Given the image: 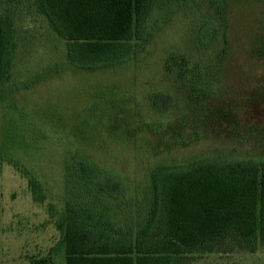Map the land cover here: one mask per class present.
Wrapping results in <instances>:
<instances>
[{
	"label": "rangeland",
	"instance_id": "374dc122",
	"mask_svg": "<svg viewBox=\"0 0 264 264\" xmlns=\"http://www.w3.org/2000/svg\"><path fill=\"white\" fill-rule=\"evenodd\" d=\"M210 1L170 0L151 14L143 40L127 60L109 68L82 70L67 63L64 43L33 11L31 0H0V12L13 18L17 44L10 92L0 102V264H64L57 226L67 203L100 214L110 207L116 220L134 227L147 213L146 174L152 167L181 165L201 157L264 158V139L256 141L250 135H199L186 149L166 152L160 144L156 154L150 153V137L109 136L117 119L109 122L108 104L99 98L109 102L115 96L120 106L128 99L126 108L135 102L136 122L162 123L178 110L176 102L172 107L168 99L163 58L172 49L183 53L199 47L198 18L204 22L209 13L218 17V8ZM218 2L227 44L216 90L229 94L236 109L242 103L253 104L264 114V0ZM172 7L180 11L174 18ZM209 43L210 39L205 41ZM119 97L122 100L117 101ZM128 124L131 130L138 125ZM251 127L256 134L264 131L261 122ZM117 133L121 137L120 129L113 131ZM84 154L97 166L92 186L70 169V163H79ZM25 173L39 184L37 197L43 200L33 197ZM105 175L116 183L124 181L127 189L118 201L106 186L101 190L98 181ZM190 264H264V251L198 255Z\"/></svg>",
	"mask_w": 264,
	"mask_h": 264
},
{
	"label": "trees",
	"instance_id": "16d2710c",
	"mask_svg": "<svg viewBox=\"0 0 264 264\" xmlns=\"http://www.w3.org/2000/svg\"><path fill=\"white\" fill-rule=\"evenodd\" d=\"M169 1L31 0V5L64 43L67 63L76 69L94 70L127 60L143 40L151 14ZM211 1L218 8L217 18L209 13L202 22L196 14L203 12L195 14V41L199 47L183 53L172 49L163 58L170 89L168 99L172 107L176 102L178 110L162 123H145L141 119L136 122L135 102L126 108L128 99L120 106L114 102L115 96L109 102L99 98L108 104L109 122L117 119L109 129L113 139H122V134L150 137L151 154H156L160 144L166 152L186 149L199 135L206 134L264 139V131L256 134L251 127L264 124V114L253 104L246 107L242 103L236 109L229 94L216 90L223 74L227 41L223 10L218 0ZM170 11L173 18L180 12L173 7ZM205 26L207 29L202 31ZM204 34L208 38H203ZM208 39L209 45L205 44ZM16 47L13 18L0 12V102L10 92ZM111 91L114 93V89ZM162 111L166 114L168 110L164 107ZM129 121L138 125L131 130ZM116 129L121 130V137L113 135ZM186 130L189 141L185 140ZM80 159L84 162L70 163V169L92 186L97 166L85 154ZM146 175L149 205L144 220L137 221L134 227L122 225L110 207L100 214L66 204L57 226L62 234L64 264H190L198 255L264 251V158L201 157L181 165L152 167ZM105 179L108 180L103 183ZM113 180L105 175L97 181L101 190L106 186L110 197L118 201L127 187L123 180ZM27 183L33 197L43 200L37 197L40 186L36 180L28 176Z\"/></svg>",
	"mask_w": 264,
	"mask_h": 264
}]
</instances>
